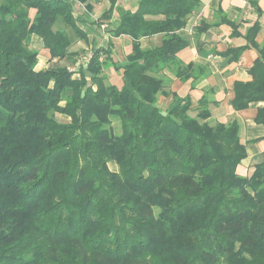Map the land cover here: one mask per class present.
<instances>
[{"label":"trees","instance_id":"1","mask_svg":"<svg viewBox=\"0 0 264 264\" xmlns=\"http://www.w3.org/2000/svg\"><path fill=\"white\" fill-rule=\"evenodd\" d=\"M108 1L98 28L118 2ZM78 5L94 9L93 0H0V264H264V162L241 175L238 122H213L204 96L194 106L166 91V70L191 77L181 32L201 0H138L113 30L132 39L122 64L112 43L90 41ZM259 30L226 52L230 62L259 52L252 80L234 84V111L264 102ZM33 36L51 59L89 50L79 78L64 66L37 71ZM78 40L87 49L72 52ZM109 67L121 86L107 82ZM161 94L172 97L165 110ZM256 121L264 125V108Z\"/></svg>","mask_w":264,"mask_h":264},{"label":"crops","instance_id":"2","mask_svg":"<svg viewBox=\"0 0 264 264\" xmlns=\"http://www.w3.org/2000/svg\"><path fill=\"white\" fill-rule=\"evenodd\" d=\"M137 1L135 0L131 7H127L123 6L125 0H118L112 19L101 25L102 30L109 32V36L113 39V41L109 39L103 46L99 44L101 28L94 23L97 20L94 12L100 0H93L92 12L87 11L85 5L77 6V12L82 14L86 20L84 29L88 32L90 41L92 42L95 38L99 48H107L112 43L114 60L121 64L125 63L126 59L124 61L117 59L118 42L114 40L120 42L129 40V55L132 51V39L128 36L115 37L113 30L120 24L121 15L127 10H133ZM106 2L108 9L110 4L108 0ZM222 19L238 25V28L222 23ZM256 22L260 25V30L255 41L257 45L262 46L264 44V0H260L257 7L251 6L249 0H201V7L190 17L181 32L189 42V47L180 53L179 58L185 66L193 64V69L190 71L191 77L184 81L177 78L170 70L165 71L169 91L181 97L190 95L194 106L198 105L203 96L206 97L209 100V109L212 113V120L215 119L214 122L229 123L234 120L238 122L240 139L247 150V157L239 167V172L243 176H250L254 167L264 162V125L256 121L258 110L264 108V102L251 103L249 108L243 111H234L231 102L234 97L235 82L252 80L250 69L254 66L259 52L254 47H249L242 52L236 62H230V57L226 55V52L229 49L247 45V30ZM103 26L106 28L103 29ZM236 33H240V36ZM157 38L160 39L159 36L143 39V47L151 46ZM160 41L154 44L159 45ZM84 47L87 49L86 44ZM31 48L39 52L36 70L46 69V63L40 65L42 63L41 54H48L50 57V53L44 48L43 41L33 36ZM75 71V78H79V67Z\"/></svg>","mask_w":264,"mask_h":264},{"label":"rangeland","instance_id":"3","mask_svg":"<svg viewBox=\"0 0 264 264\" xmlns=\"http://www.w3.org/2000/svg\"><path fill=\"white\" fill-rule=\"evenodd\" d=\"M135 2V0H125L123 6H127V7H131V5H133ZM107 5L108 3L106 2V0H100L99 4H98V8H96L94 15L97 18V20L102 16V14L105 12V10L107 9ZM104 24L107 23V21H103ZM102 23V24H103ZM64 25L63 24H59L55 29L57 28H63ZM106 28V27H105ZM103 28V29H105ZM106 30H100L101 36L99 37V44L101 46L106 45L107 41L110 39L113 41V39L109 36V32H105ZM98 32V31H97ZM159 38H157V40H154L155 43L159 42ZM117 41V46H116V57L118 60L120 61H124L126 59V56L128 55L129 51H130V47H129V40H121V42L119 40H114ZM154 42H152L154 44ZM85 44L84 42L78 40L76 43L73 44V46L71 47V51L72 52H78L81 49H85ZM150 47V46H148ZM34 50V49H33ZM91 56V52L89 50H86V52H80V54L78 56L75 57L74 60H69V59H65V60H58V59H51L48 54H41V60L42 63H40V65H44L43 63H46L47 68L49 67H54V66H64L69 68L70 70L75 71L80 65L84 66L88 60L90 59ZM104 74L106 76L107 82L110 84H115L117 86H121L122 84V78L120 73H117L113 68H109L104 70ZM168 86V85H167ZM166 91L167 92H171L167 89L166 87ZM172 101V97H168L165 95H160L159 96V106L162 109H166L168 107V105L171 103ZM197 112H192L191 115H195ZM58 120L60 121H67L66 119L58 116ZM215 119H213L212 121L214 122ZM110 168L113 171H117L118 167L114 162H111L110 164Z\"/></svg>","mask_w":264,"mask_h":264},{"label":"built area","instance_id":"4","mask_svg":"<svg viewBox=\"0 0 264 264\" xmlns=\"http://www.w3.org/2000/svg\"><path fill=\"white\" fill-rule=\"evenodd\" d=\"M103 28H105V26H103ZM90 58H91V56H90Z\"/></svg>","mask_w":264,"mask_h":264}]
</instances>
